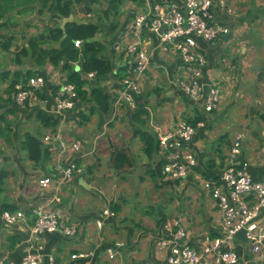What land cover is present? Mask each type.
<instances>
[{
	"label": "crops",
	"instance_id": "crops-1",
	"mask_svg": "<svg viewBox=\"0 0 264 264\" xmlns=\"http://www.w3.org/2000/svg\"><path fill=\"white\" fill-rule=\"evenodd\" d=\"M4 1L0 0V41L6 35L13 40L10 51H0V170H5L0 181V256L7 253L10 260L19 262L32 250L30 225L34 218L30 209L54 193L51 187L42 191L36 179L54 175L70 157L83 170L62 186L55 207L62 224L73 225L76 231L70 236L58 231L42 233V252L53 257L52 263L45 257L43 264H74L71 254L79 252L88 254L90 264H170L167 249L158 248L157 240L171 237L172 231L164 226L174 219L183 223L188 232L186 240L196 249L220 237L221 214L202 181L218 180L237 133L244 136L234 164L245 162L252 179H264V0H213L214 19L229 31L211 42L196 37L206 59L202 81L206 85L214 82L221 90L219 106L211 112L203 108V95L190 98L176 85L174 79L184 69L174 52L159 49L158 35L136 33L132 20L144 0L74 3L67 19L90 21L100 27L95 40L103 45L101 56L109 62L110 71L102 79L89 73L87 76L90 84L101 85L109 95V108L101 111L90 97H79L75 109L61 113L54 110L52 99L65 76L61 68L46 60L39 65L31 56H22L20 63L13 61L17 46H28L32 38L53 26L43 0H19V6L16 3L18 7L5 15L1 11ZM149 1L179 7L184 2ZM137 37L150 55V65L141 79V92L125 100L120 97V79L130 62L125 47ZM58 46L51 40L42 45ZM78 68L77 64L75 69ZM26 70L36 71L34 74L46 79L39 93L43 102L36 110L17 105L8 86L14 76ZM84 87L89 91V85ZM138 109L145 113L138 116ZM37 112L58 116V125L44 127ZM179 119L196 126L192 141L183 147L193 153L196 164L185 178L172 180L161 169L168 152L157 146L147 156L140 131L153 135L155 142L158 130L174 127ZM26 133L35 135L46 146L49 142L44 137H51L54 148L50 149L49 161L33 166L24 147ZM55 134L65 142L80 140V150L71 154L62 151L53 138ZM11 150L15 153H9ZM118 150L125 157L115 160ZM248 200L251 202L250 197ZM105 208L112 209L114 215L105 217ZM4 209H22L26 224L6 225L1 219ZM99 219L103 221L101 227L96 224ZM258 221L264 224V207ZM232 244L239 255L238 264H260L247 243L234 238Z\"/></svg>",
	"mask_w": 264,
	"mask_h": 264
},
{
	"label": "built area",
	"instance_id": "built-area-1",
	"mask_svg": "<svg viewBox=\"0 0 264 264\" xmlns=\"http://www.w3.org/2000/svg\"><path fill=\"white\" fill-rule=\"evenodd\" d=\"M213 0H184L179 7L165 2L151 4L144 0L142 7L134 13L132 25L136 33L148 31L158 35V47L161 51H172L180 60L183 74L174 79L176 85L190 98L204 97L203 108L207 112L215 110L221 100V90L214 82L206 85L203 79V68L206 59L198 48L196 37L206 42L218 39L228 33L229 29L216 22L212 14ZM80 41L74 44L79 46ZM125 51L130 58L126 74L120 79V97L130 100V94L141 92V79L150 65V55L140 37L127 43ZM89 76H95L89 72ZM45 76L34 74L27 80L14 84L13 99L19 106L36 108L42 104L40 89L45 84ZM54 110L57 113L76 108L79 96L75 84L61 78L52 96ZM196 126L179 119L174 127L157 133L158 147L167 151V158L162 165L164 176L172 180H180L187 176L196 159L192 152L184 150V145L190 143L195 135ZM62 151L69 154L78 152L81 148L80 140L65 142L59 134L54 135ZM243 133H237L231 141L227 164L222 169L218 180L208 178L202 181V187L214 199L221 214V236L202 244L199 249L191 246L186 238L188 232L179 219L167 223L164 227L171 230L170 238H160L157 246L167 249V261L170 264H238L239 255L234 250L232 241L235 233L243 228L248 239L250 251L256 255L260 264H264V224L258 221L260 210L264 207V179L254 180L249 174L248 164L243 162L239 166L234 164L241 152ZM49 135L44 137L50 142ZM82 167L73 158H67L64 166L54 175H45L36 179L38 187L43 191L53 189L54 193L40 200L30 209L34 218L30 225V248L19 262L8 258L7 253L0 256V264H43L47 257L53 262L51 254L42 252L40 235L44 232H62L73 235L76 231L73 225H63L61 214L55 207L59 202L58 193L62 186L71 178L82 172ZM251 198V202L248 200ZM105 217L113 216L110 208L103 210ZM1 219L6 225L26 224V216L22 209L1 211ZM102 219L96 221L102 226ZM110 257L113 252L107 249ZM74 264H90L88 254L79 252L71 254Z\"/></svg>",
	"mask_w": 264,
	"mask_h": 264
},
{
	"label": "trees",
	"instance_id": "trees-1",
	"mask_svg": "<svg viewBox=\"0 0 264 264\" xmlns=\"http://www.w3.org/2000/svg\"><path fill=\"white\" fill-rule=\"evenodd\" d=\"M5 0L1 4V11L5 15L11 8L18 7L19 0ZM83 0H43V7L49 15V19L53 21V26L46 29L45 34H40L32 38L28 46L24 44L18 47L13 52V61L20 63L22 56L33 57L37 64H43L48 61L54 67H60L65 73L66 81L75 84L78 96L81 99L90 97L96 106L101 111H108L109 95H107L102 86L94 83H89L87 74L94 72L96 79L101 78L102 75L110 71L109 62L102 58L103 45L100 41L95 40V36L100 31L99 25L90 21H74L67 19L73 11L74 3H81ZM93 1V0H90ZM17 3V5H16ZM12 6V7H11ZM89 10V8L86 7ZM25 10V9H24ZM3 15L0 14V18ZM60 21V22H59ZM4 22V21H3ZM49 35V37L47 36ZM49 38V39H48ZM0 41V51L9 50L12 46L13 38L4 36ZM58 42V47L43 48L42 45L47 41ZM80 41L79 46L74 44L75 41ZM78 64V69L75 66ZM36 71L26 70L11 79L9 88H13L18 81L28 79ZM1 76V75H0ZM2 77H0L1 79ZM85 85H89V91L85 90ZM37 108H34L36 110ZM144 109H138L136 114L140 116ZM36 117L42 122L44 127H56L59 123V117L53 115H46L40 112L36 113ZM144 122V120H142ZM141 139L144 144V152L150 156L153 150L158 146L157 140L154 142V136L150 133L140 131ZM24 147L27 152V157L32 161L34 167H38L41 163H46L51 158V148L54 145H43L35 135L26 133L24 137ZM125 157L122 150L115 153L114 159L117 157ZM165 162V161H164ZM161 164V169H162ZM120 165H115L118 168ZM5 175V170H0V181Z\"/></svg>",
	"mask_w": 264,
	"mask_h": 264
},
{
	"label": "water",
	"instance_id": "water-1",
	"mask_svg": "<svg viewBox=\"0 0 264 264\" xmlns=\"http://www.w3.org/2000/svg\"><path fill=\"white\" fill-rule=\"evenodd\" d=\"M227 34V33H226ZM225 34V35H226ZM230 35H231V37H232V32H230L229 33ZM42 165V164H41ZM234 237L235 238H238V239H240V240H242L243 242H245V243H249V241H248V239L245 237V230L243 229V228H241V229H239L236 233H235V235H234Z\"/></svg>",
	"mask_w": 264,
	"mask_h": 264
},
{
	"label": "rangeland",
	"instance_id": "rangeland-1",
	"mask_svg": "<svg viewBox=\"0 0 264 264\" xmlns=\"http://www.w3.org/2000/svg\"><path fill=\"white\" fill-rule=\"evenodd\" d=\"M79 9H81V10H84V7L83 6H81V5H79ZM100 9H102V6L100 5ZM85 10L86 11H88V9H86V7H85ZM101 11V10H100ZM60 22V21H59ZM53 138H55V136H53ZM9 153H15V150H11V151H9ZM19 154H21L22 156L23 155H25V154H23V152H19Z\"/></svg>",
	"mask_w": 264,
	"mask_h": 264
}]
</instances>
